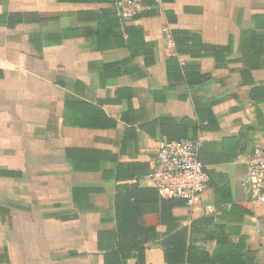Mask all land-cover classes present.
I'll list each match as a JSON object with an SVG mask.
<instances>
[{
  "label": "crops",
  "instance_id": "1",
  "mask_svg": "<svg viewBox=\"0 0 264 264\" xmlns=\"http://www.w3.org/2000/svg\"><path fill=\"white\" fill-rule=\"evenodd\" d=\"M113 1L0 0V264H264V0ZM195 138L189 209L139 178Z\"/></svg>",
  "mask_w": 264,
  "mask_h": 264
},
{
  "label": "built area",
  "instance_id": "2",
  "mask_svg": "<svg viewBox=\"0 0 264 264\" xmlns=\"http://www.w3.org/2000/svg\"><path fill=\"white\" fill-rule=\"evenodd\" d=\"M120 21L135 17L141 7L138 0H114ZM160 4V0H156ZM202 140L164 141L158 150L151 172L139 178L153 188L162 200L180 199L189 209L200 200L208 177L198 157ZM245 173L241 189L247 201L261 211L259 222L264 229V147H257L242 162Z\"/></svg>",
  "mask_w": 264,
  "mask_h": 264
},
{
  "label": "trees",
  "instance_id": "3",
  "mask_svg": "<svg viewBox=\"0 0 264 264\" xmlns=\"http://www.w3.org/2000/svg\"><path fill=\"white\" fill-rule=\"evenodd\" d=\"M168 141V140H167ZM242 256L241 255H237V251L235 253H233L232 255V260H238L240 259Z\"/></svg>",
  "mask_w": 264,
  "mask_h": 264
}]
</instances>
